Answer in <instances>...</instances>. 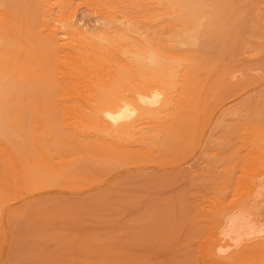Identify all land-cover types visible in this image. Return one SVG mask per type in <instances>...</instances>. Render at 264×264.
I'll return each mask as SVG.
<instances>
[{
    "label": "rangeland",
    "instance_id": "obj_1",
    "mask_svg": "<svg viewBox=\"0 0 264 264\" xmlns=\"http://www.w3.org/2000/svg\"><path fill=\"white\" fill-rule=\"evenodd\" d=\"M61 3L74 11L72 21L93 26L113 15L126 16L136 35L163 52L176 23L193 15L162 0H52L51 18L59 17ZM196 3L212 18V39L195 56L185 123L154 140L155 161L111 169L74 154L41 100L37 132L47 133L56 160L67 155L72 168L61 184L47 189L34 188L32 173L13 161L5 142L23 136L31 152L28 165L41 166L28 143L33 123L23 98L25 92L52 88L42 29L49 12L43 0L0 3V81L7 85L1 90L0 117L8 136L0 134V264H193L191 252L201 233L197 209L213 196L233 197L227 168L236 153L233 162L246 153L238 144L241 125L255 129L243 135L247 144L264 135V0ZM215 118L223 120V129L211 131L207 143L205 133ZM208 163L218 166L223 183L214 186L196 175L197 170L207 173Z\"/></svg>",
    "mask_w": 264,
    "mask_h": 264
},
{
    "label": "bare ground",
    "instance_id": "obj_2",
    "mask_svg": "<svg viewBox=\"0 0 264 264\" xmlns=\"http://www.w3.org/2000/svg\"><path fill=\"white\" fill-rule=\"evenodd\" d=\"M162 1L168 7L193 12L192 19L176 23L166 52L136 35L126 16L113 15L93 26L83 19L72 21L74 11L61 3L59 17L53 19L52 0H43L49 12L42 20V29L48 47L46 61L52 68V88L31 95L25 92L23 98L28 107L25 113L33 123L28 143L32 154L42 159L41 166L34 170L28 165L31 152L23 136L5 142L13 161L32 173L34 188L61 184L72 169L69 156L56 160L47 133L37 132L42 118L41 100L47 113L59 122L61 140L74 154L111 169L141 168L153 163L154 140L161 133L172 134L185 123L183 110L192 106L194 93L191 80L195 56L209 47L213 29L208 24L212 18L203 13L196 0ZM134 41L139 46L132 45ZM6 86L0 81V101ZM3 118L0 134L6 139ZM218 119L209 122L207 143L212 141L211 131L223 129V120ZM245 125H241L244 131L239 134L238 144L246 153L233 162L236 153L227 168V185L234 191L232 199L228 201L223 194L224 185L223 195L202 201L196 211L201 233L193 251H189L193 264H264V135L261 140L254 136L247 144L243 135L249 131L255 134V129ZM206 167L207 173L197 170L196 175L214 186L224 182L216 175L218 166L208 163Z\"/></svg>",
    "mask_w": 264,
    "mask_h": 264
}]
</instances>
